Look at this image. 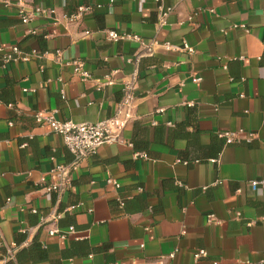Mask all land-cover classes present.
<instances>
[{"label": "crops", "instance_id": "0c3cea01", "mask_svg": "<svg viewBox=\"0 0 264 264\" xmlns=\"http://www.w3.org/2000/svg\"><path fill=\"white\" fill-rule=\"evenodd\" d=\"M0 1L1 55L37 53L0 60V264L35 237L57 264H263L264 190L249 183L264 180V0ZM36 5L55 15L22 24L20 9ZM78 7L88 10L65 21ZM159 7L171 8L162 27ZM106 30L175 49L135 64L139 45L108 41ZM74 59L90 80L65 65ZM135 74L122 133L77 164L34 120L50 110L77 124L108 118ZM225 131L233 144L217 136ZM56 165L67 183L48 193ZM199 250L206 257L195 259Z\"/></svg>", "mask_w": 264, "mask_h": 264}, {"label": "built area", "instance_id": "2783aa9c", "mask_svg": "<svg viewBox=\"0 0 264 264\" xmlns=\"http://www.w3.org/2000/svg\"><path fill=\"white\" fill-rule=\"evenodd\" d=\"M159 2L160 0H155ZM0 3H3L0 1ZM6 4L7 3H3ZM160 9V16L158 25L162 27L166 24V18L171 11V8ZM88 8L78 7L76 12L68 17H64L65 21L72 23L80 19L85 12H87ZM55 15V11L53 9H45L39 5H36L31 8L29 12H25L20 9L18 13V17L22 24H27L33 19L39 17H53ZM85 35H89L88 32L84 33ZM105 38L111 42H120V41H132L139 45V52L135 55L133 61L135 64L138 63V59L141 56H149L152 54L155 47H162L165 50H174L175 48L169 45L168 43L160 44L155 40H151L150 42H145L137 35L133 34H125V33H117L112 30H106L104 32ZM180 51H185L188 54L193 53V49L183 43L181 48L178 49ZM3 49L0 47V60L3 63H9L12 61H28L31 57L37 56L35 51H32L30 54H23L17 46L11 47L8 49L7 53L1 55ZM56 56L60 57V52L56 51ZM66 66H70L72 69V74L77 77L81 82H85L91 79V75L88 71L85 70L84 65L79 60H71L65 62ZM136 74L133 75L131 79V83L127 84L122 89V97L120 101L117 103L116 108L114 109L112 115L108 118L100 120L95 123H73L72 121L66 120L61 121L56 119L55 110L50 111H38L34 114V120L39 126H47L51 129L54 134H57L61 137L64 147L67 151L73 156L75 164L78 161L92 156L96 153V151L104 144L114 143L118 136L122 133L125 128L127 122L131 118V111L135 102L134 95V85L133 82L135 80ZM199 78H192L193 82L199 81ZM101 86H97L96 90H99ZM33 92V91H30ZM217 136L224 141L225 145H231L235 142L236 133L225 131L217 133ZM252 135H248L247 139H250ZM135 157H139L142 159H147V156L144 153H137ZM68 169L63 165H56L54 169L50 172L53 179L56 181L51 182L45 188L46 192L50 193H60L64 190V187L67 183ZM107 183H111L114 187L118 188V184L109 179ZM250 188L253 191L264 190V180H254L249 183ZM73 207H71L72 209ZM69 209V210H71ZM34 212V210H31ZM207 223H215V219L213 216L207 217ZM73 228L70 227L66 232H59L58 230H51L48 232L50 236L56 235L60 238L65 237L68 233H72ZM174 253L168 255L169 258H172ZM206 257V252L204 250H199L194 253V258L199 259ZM264 264V260L261 261ZM111 264H127L126 262H117ZM134 264V263H132Z\"/></svg>", "mask_w": 264, "mask_h": 264}, {"label": "trees", "instance_id": "16d2710c", "mask_svg": "<svg viewBox=\"0 0 264 264\" xmlns=\"http://www.w3.org/2000/svg\"><path fill=\"white\" fill-rule=\"evenodd\" d=\"M144 57L145 56H141L138 59V62H141L142 58ZM135 144H136V140L133 139L131 142V145L135 147ZM120 202H121V205H124L122 201ZM30 212L35 213V211L34 212L30 211ZM20 240H22V238ZM20 240H17V244L20 242ZM4 255H5V250L0 248V258L1 256H4ZM25 262H28L31 264H57V263L49 261L48 255L45 249H43V247L41 246V243L38 241L36 237L32 240L30 246L18 251L14 255V258L7 260L5 264H23Z\"/></svg>", "mask_w": 264, "mask_h": 264}]
</instances>
